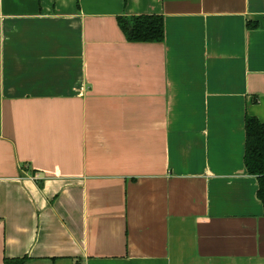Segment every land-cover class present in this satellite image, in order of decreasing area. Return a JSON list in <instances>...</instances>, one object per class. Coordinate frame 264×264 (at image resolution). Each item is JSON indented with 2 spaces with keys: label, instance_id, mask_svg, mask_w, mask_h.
<instances>
[{
  "label": "crops",
  "instance_id": "obj_1",
  "mask_svg": "<svg viewBox=\"0 0 264 264\" xmlns=\"http://www.w3.org/2000/svg\"><path fill=\"white\" fill-rule=\"evenodd\" d=\"M248 115L264 0H0V264H264Z\"/></svg>",
  "mask_w": 264,
  "mask_h": 264
},
{
  "label": "trees",
  "instance_id": "obj_2",
  "mask_svg": "<svg viewBox=\"0 0 264 264\" xmlns=\"http://www.w3.org/2000/svg\"><path fill=\"white\" fill-rule=\"evenodd\" d=\"M119 24L132 42H160L165 36L164 19L159 14H139L119 17ZM246 125L245 164L259 183L258 197L264 206V122L248 115ZM26 257L5 258L4 264H24Z\"/></svg>",
  "mask_w": 264,
  "mask_h": 264
}]
</instances>
